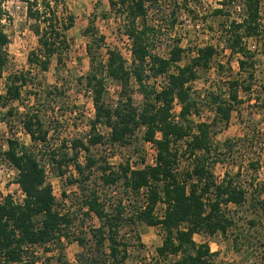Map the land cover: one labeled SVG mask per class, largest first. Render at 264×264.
Instances as JSON below:
<instances>
[{
    "label": "trees",
    "instance_id": "trees-1",
    "mask_svg": "<svg viewBox=\"0 0 264 264\" xmlns=\"http://www.w3.org/2000/svg\"><path fill=\"white\" fill-rule=\"evenodd\" d=\"M31 24L29 30L36 38L37 47L27 55L29 66L46 71L51 59L56 57L58 65L69 49L67 32L74 26L75 17L68 9L65 0H20ZM149 0H108L111 11L120 18L123 33L130 41L131 66L117 50L106 51V61L98 60L99 49L104 38L98 36L91 26L83 31L90 41L86 53L90 61L88 73L80 79L86 91L90 92L94 109L91 122L92 131L101 125L109 130L108 141L111 144H126L136 130H143V140L150 143L155 151L154 164L141 169H133L128 163L120 165L118 172L110 171L107 166L101 168L104 184L121 181L132 196L145 191L142 206L129 216L118 203L112 213H107L91 192L85 200V215H93L100 226L91 230L92 245H86L84 239L75 240L82 248L76 256L77 264H123L128 258L126 245L120 240V230L125 222L141 223L148 227H159L163 232L161 245L156 254L161 259L169 256L177 258L169 264H213L215 253H211L207 244H197L195 235L213 236L226 234L233 227L234 220L228 212V206H242L247 201V188L242 186L240 173L218 181L210 170L212 144L211 125L202 122L193 124L190 118L198 114V99L193 96L191 84L197 79L200 69L208 68L216 54L213 46L196 48L188 63L180 66L184 49L176 40L168 57H160L152 52L156 35L160 32L147 22L150 9ZM264 0H221L220 8L214 15H227L228 9L235 3L240 4L243 16L239 22L233 20L222 31L225 49L237 55L239 72L243 79L228 82L226 97L219 93L209 94L208 100L214 107V124L227 125L232 113L244 103L239 93L253 98L255 72V54L245 45V40L257 39L261 33V4ZM174 16V15H173ZM4 12L0 8V75L8 64L7 47L9 37L2 22ZM174 22V19H173ZM174 68L173 72H170ZM103 76L116 82L120 88L119 100L112 106L106 103V90ZM166 77V83L160 90L146 84L149 78ZM132 81L142 94L144 102L135 106L131 95ZM31 83L29 72L18 71L5 79V92L0 95L1 105L20 102L22 89ZM255 95V93H253ZM259 94L254 98L259 100ZM178 104L179 111L174 118L172 111ZM260 110L264 116V103ZM13 110L6 112L12 116ZM23 131L33 144L45 143L47 131L43 129L37 112L26 109L20 115ZM94 129V130H93ZM95 132V131H94ZM103 142V137L94 133L83 143L71 141L72 156L67 153L52 152V171L57 176L66 173L68 163L78 176L84 169L78 164L80 151L89 153V146ZM244 142L240 139L239 143ZM2 158L16 172V184L23 195L20 203L6 196L0 202V264H22L29 248L68 239L66 233L71 218L56 209L55 197L47 182L44 166L37 155L21 145L16 139L9 138ZM184 144L183 153L191 159V166L181 173L178 145ZM225 152L229 155L235 149V143L225 142ZM238 146L241 144H237ZM224 152V153H225ZM87 167L94 165L93 159L85 157ZM254 168V164L250 165ZM85 177V178H84ZM84 180H88L84 176ZM72 182V181H71ZM249 194V206L264 214V181L252 185ZM158 204L164 205L161 217L155 215ZM264 245V244H263ZM57 264H67L60 252ZM34 264V263H32Z\"/></svg>",
    "mask_w": 264,
    "mask_h": 264
},
{
    "label": "rangeland",
    "instance_id": "rangeland-1",
    "mask_svg": "<svg viewBox=\"0 0 264 264\" xmlns=\"http://www.w3.org/2000/svg\"><path fill=\"white\" fill-rule=\"evenodd\" d=\"M150 9L147 22L160 32L152 52L160 57H168L176 40L184 49L180 66L188 63L195 54L196 48L213 46L216 54L208 68L197 72V79L191 84L193 96L198 99V114L190 118L195 125L206 122L210 127L212 144L210 170L216 180L221 181L225 175L240 173L242 186L247 188V201L240 207L228 206V212L234 220V226L226 234L213 236L195 235L197 244H207L210 252L215 253L213 264H264V214L250 208L249 194L254 184L264 181V116L260 110L264 103V2L261 4V33L257 39L245 40L246 47L255 54V72L252 100L239 93L244 102L232 113L227 125L214 124V107L208 100L211 93L226 97L228 82L241 81L237 55L225 49L222 31L235 20L239 22L243 16V7L235 3L228 9L227 15H214L220 8L221 0H149ZM70 12L75 17L74 26L67 32L68 51L62 56V64L58 65L56 57L51 59L46 71L29 66L27 55L37 47L36 38L29 30L24 4L20 0H0V8L4 12L2 22L9 37L7 47L8 64L0 75V95L5 92V79L9 74L18 71L29 72L31 83L22 89L21 103L9 102L4 106L0 102V202L10 196L14 202L20 203L23 195L16 184L17 172L3 160L1 153L7 148L9 138L16 139L21 145L37 155L44 166L47 182L55 197L56 209L68 214L71 225L66 233L68 239H61L60 245L55 242L43 246L29 248L23 257L22 264H57L56 257L62 252L67 264H77L76 256L82 248L75 240L84 239L87 246L92 245L91 230L100 226L93 216H87L85 200L91 192L98 197L107 213H112L120 203L124 215H131L136 208L143 205L145 191L137 196L127 191L122 182L104 184L102 176L109 171L101 170L106 166L110 171L118 172L120 165L126 163L133 169L154 164L153 146L143 140V130H136L126 144H111L108 141L109 130L101 125L91 129L94 109L90 92L82 81L90 69V61L86 46L90 39L83 31L91 26L98 36L104 38L99 49L98 60L106 61L107 50H117L125 59L127 67L131 66L130 41L123 33L122 22L116 13L110 10L108 0H65ZM174 15V16H173ZM174 19V22H173ZM174 68L170 72H173ZM106 90L105 101L114 106L119 100L120 88L116 82L103 76ZM166 83V77L149 78L146 84L160 90ZM131 95L135 106L140 107L143 96L132 81ZM258 95L259 100L254 99ZM13 110L12 116L6 112ZM37 112L47 131L45 143L33 144L20 124V115L24 110ZM179 111L174 104L172 114L176 119ZM94 133L103 137V142L89 146V153L80 151L77 162L83 169V175L77 174L73 163L69 161L66 173L57 176L52 171L50 162L52 152L67 153L72 156L69 144L73 140H87ZM242 139L244 142L239 143ZM235 143V149L229 155L225 152V142ZM241 144V145H237ZM184 144H179V164L177 171L182 172L191 166V159L183 153ZM225 152V153H224ZM93 159L94 165L87 167L85 157ZM254 164V168L250 165ZM87 176L88 180L83 177ZM85 178V177H84ZM72 181V182H71ZM264 201V193L259 197ZM155 215L161 217L164 205L158 204ZM163 232L159 227H148L135 222H125L120 230V240L126 245L128 258L123 264H169L177 258L169 256L161 259L156 248L161 245Z\"/></svg>",
    "mask_w": 264,
    "mask_h": 264
},
{
    "label": "built area",
    "instance_id": "built-area-1",
    "mask_svg": "<svg viewBox=\"0 0 264 264\" xmlns=\"http://www.w3.org/2000/svg\"><path fill=\"white\" fill-rule=\"evenodd\" d=\"M176 119H177V118H176ZM147 144H149V146H151V144H150V143H148V142H147ZM154 154H155V151H154Z\"/></svg>",
    "mask_w": 264,
    "mask_h": 264
}]
</instances>
